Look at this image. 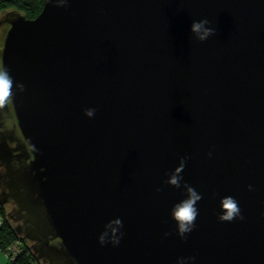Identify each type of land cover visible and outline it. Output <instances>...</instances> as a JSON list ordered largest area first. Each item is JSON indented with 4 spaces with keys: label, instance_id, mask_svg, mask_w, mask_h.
Instances as JSON below:
<instances>
[{
    "label": "water",
    "instance_id": "95a60500",
    "mask_svg": "<svg viewBox=\"0 0 264 264\" xmlns=\"http://www.w3.org/2000/svg\"><path fill=\"white\" fill-rule=\"evenodd\" d=\"M1 31L0 204L42 264H264V0H44Z\"/></svg>",
    "mask_w": 264,
    "mask_h": 264
},
{
    "label": "clouds",
    "instance_id": "9594fccd",
    "mask_svg": "<svg viewBox=\"0 0 264 264\" xmlns=\"http://www.w3.org/2000/svg\"><path fill=\"white\" fill-rule=\"evenodd\" d=\"M61 2H66V0H61ZM210 25L211 21L207 17L194 19L191 24V33H193L199 41H205L209 36L213 35L217 31L215 27ZM12 87L13 77L10 72L5 68H0V99L8 96L12 91ZM95 112L96 109L94 107H88L85 109V114L89 117L94 116ZM208 154L211 156V151ZM170 182L178 184L175 177L170 178ZM248 187L251 189L253 186L249 185ZM198 199H200V194L193 189L185 199L179 201L173 207V218L176 220L178 231L182 236L190 233L196 227L195 220L199 213V209L196 204ZM226 208L228 209V219H232L237 216L240 219H244L238 206V201H236L235 198H228ZM188 260L194 261L195 257L179 258L178 264H186Z\"/></svg>",
    "mask_w": 264,
    "mask_h": 264
},
{
    "label": "trees",
    "instance_id": "16d2710c",
    "mask_svg": "<svg viewBox=\"0 0 264 264\" xmlns=\"http://www.w3.org/2000/svg\"><path fill=\"white\" fill-rule=\"evenodd\" d=\"M44 5V0H0V12L11 8H17L25 13L28 17L33 18L37 16ZM7 207L0 204V217L3 223L0 225V248L4 249L8 244L16 240H22L23 249L14 259L8 260L7 264H42L32 250L26 240L21 239L16 232L14 225L7 215Z\"/></svg>",
    "mask_w": 264,
    "mask_h": 264
},
{
    "label": "built area",
    "instance_id": "2783aa9c",
    "mask_svg": "<svg viewBox=\"0 0 264 264\" xmlns=\"http://www.w3.org/2000/svg\"><path fill=\"white\" fill-rule=\"evenodd\" d=\"M3 223L2 217L0 220V225ZM23 249V242L22 240H16L15 242H12L10 244H8L4 249L8 257L12 260L16 257V255L22 251Z\"/></svg>",
    "mask_w": 264,
    "mask_h": 264
},
{
    "label": "rangeland",
    "instance_id": "374dc122",
    "mask_svg": "<svg viewBox=\"0 0 264 264\" xmlns=\"http://www.w3.org/2000/svg\"><path fill=\"white\" fill-rule=\"evenodd\" d=\"M11 9H14V8H11ZM11 9H8V10H11ZM4 12L5 11L0 12V17L3 15ZM2 31H3V29H2ZM2 31H1V36H0V47H1V39H2V35H3ZM0 220H1V217H0ZM8 260H9V257L7 255V253L0 248V264H7Z\"/></svg>",
    "mask_w": 264,
    "mask_h": 264
}]
</instances>
